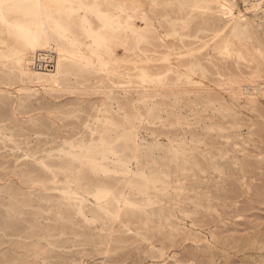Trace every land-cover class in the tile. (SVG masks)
<instances>
[{
	"label": "rangeland",
	"instance_id": "rangeland-1",
	"mask_svg": "<svg viewBox=\"0 0 264 264\" xmlns=\"http://www.w3.org/2000/svg\"><path fill=\"white\" fill-rule=\"evenodd\" d=\"M38 1L0 0V264H264V0H107L108 19L106 0H63L70 27L50 4L53 41L94 61L103 50L131 82L45 55L31 78L29 53L4 58ZM101 24L139 44L111 56L91 34ZM142 66L189 91L137 92ZM50 73L112 89L45 91Z\"/></svg>",
	"mask_w": 264,
	"mask_h": 264
},
{
	"label": "bare ground",
	"instance_id": "bare-ground-1",
	"mask_svg": "<svg viewBox=\"0 0 264 264\" xmlns=\"http://www.w3.org/2000/svg\"><path fill=\"white\" fill-rule=\"evenodd\" d=\"M48 3V7L47 5L43 4L42 1H38V5L40 7V12H38V14L36 15H21L18 16V18H15L16 20H18V24L20 26V28L22 29L23 32H21V34L17 33L18 35L15 36L14 38V44L11 45L12 47L10 48L8 54L6 56H4V58H11L12 59L14 57H17V55L20 54H24V53H29V55L26 58V64H23L24 67L27 69L25 71V73L27 74V76H32V67H28L27 63H37V60H45L46 58L43 57V55H45V57L50 56L54 61H58L60 63L61 66H64L65 63L70 64L72 66L79 67L80 65L77 64H82L81 67H83L84 69H91L92 68H104L107 72L108 75L112 74L113 72H115V75L121 76V77H127V79H129V82H131L132 80H134L133 77H129V76H124L126 73L123 72H119L117 70H115L113 67L110 66V62L108 60H106L105 55H103L101 52H103V50H94V55L98 58L97 61H94L93 59H85V58H81L80 56H76V54H74V52L65 45L66 42H62V38L60 39H56L55 41H53L52 36L49 32V26L47 23V18H45V12H49L50 11V4L52 3V5H55L54 2L57 3L56 5V9H55V13L52 12L53 17L55 18L54 23H57V25L61 26L62 24L66 25V22L68 21V15H64V3L63 0H46ZM84 1V0H83ZM104 7H101L98 4H95V8L103 15L105 16L104 18L108 19L109 17L113 16V12H114V4L112 2L109 1H105L104 3ZM132 9V8H131ZM51 13V12H50ZM133 15V24L135 26L136 31H138L139 34V38H140V44H151L148 42L149 36L147 35L146 30L141 29V26H138L135 23V19H136V15L134 13H132ZM9 16L11 14H8ZM143 12L140 15V21L143 23L144 25V17H143ZM12 18V17H11ZM88 20L89 17H88ZM56 21V22H55ZM102 25V24H101ZM63 26V25H62ZM145 26V25H144ZM143 26V27H144ZM70 27V26H67ZM140 31V32H139ZM96 33V34H95ZM91 34L93 35V37L95 39H97L98 44H101L102 46H104L105 48H108L110 50V54L111 56L115 57L116 54V48H119L121 46L124 47H130V46H135V44L137 43V45L139 44V39L137 40H132L128 37H120L119 35H117L119 38H116V34H118V32L112 31L110 29H107L106 26L102 25V30L101 32L98 34L96 31H91ZM129 42H132V45L128 44ZM137 41V42H136ZM178 43H184L183 39H178L177 40ZM5 42H7V40L3 37L0 36V44H5ZM21 43L24 45H28L30 43H35L37 45H41V46H45L44 48H42V50H35V51H31V52H20L21 48ZM222 45H224L222 47ZM222 47L223 49V54L226 53H230L229 49V42L226 39H216V41L214 42V48L218 49ZM144 49V48H143ZM147 49V50H146ZM146 51H150L149 48H145ZM42 51V52H41ZM99 52V53H98ZM0 57H2L0 55ZM2 59V58H0ZM15 59V58H14ZM48 59V58H47ZM83 59V60H82ZM5 61V59L3 60ZM34 64V65H35ZM17 68V67H16ZM22 68V67H21ZM148 66H142L140 68V75L139 78H142V81L137 83L136 86H134V89L139 92L141 90L144 89H148L150 91H156L157 93H160L161 90H173L175 91L176 88L178 90H181L184 88L185 92H188L189 90L186 89L185 87L188 85L186 83H184L183 81L180 82V79H178V81L174 82V83H169L166 82L167 78H165V76L160 75L164 70H147ZM38 69V68H37ZM191 72V69H188L186 72ZM40 73V71H39ZM74 73V72H73ZM194 73V72H192ZM41 74V73H40ZM47 74V72H46ZM75 74V73H74ZM50 77L48 79H46L47 81H49V85L47 84V86L44 84V82L42 81V85L44 86V90L45 91H70L71 92H75L77 90H91V91H96L99 93H104L107 94L108 91H110L112 88L111 86L107 85H103L102 83L105 81L104 78H100L99 79V87L96 86H92L90 87V89H87V86L82 85L81 87L78 86L77 84H70L69 85H64V86H58V84H56V78H58L56 75H54L53 73H50ZM32 78V77H31ZM51 79V80H49ZM45 80V79H44ZM67 81V80H66ZM116 82V81H115ZM237 81H233L230 84L233 85L232 88L233 90H236L238 88L237 86ZM240 84V83H238ZM26 90V91H30L33 88L32 87H23L20 88L19 90ZM241 89V88H239ZM238 89V90H239ZM3 89L0 88V91H2ZM43 166L46 168V170H50L52 172V174L57 175V173H55V167L53 166H47L43 163ZM44 168V169H45ZM81 184V182H80ZM107 213L112 214L113 217H115V219H119L122 222V219L119 217V212L114 214L109 210H106ZM126 217V215H125ZM128 217V216H127Z\"/></svg>",
	"mask_w": 264,
	"mask_h": 264
},
{
	"label": "built area",
	"instance_id": "built-area-1",
	"mask_svg": "<svg viewBox=\"0 0 264 264\" xmlns=\"http://www.w3.org/2000/svg\"><path fill=\"white\" fill-rule=\"evenodd\" d=\"M37 61H38V62H37V67H38L39 69H43V68L46 67V64H47V63H45L44 60L40 59V60H37ZM49 65L52 67V63H51V64L49 63ZM50 66H49V67H50ZM51 67H50V68H51Z\"/></svg>",
	"mask_w": 264,
	"mask_h": 264
}]
</instances>
